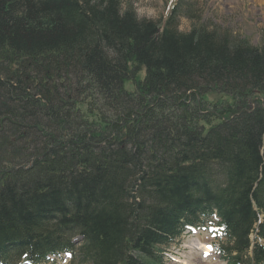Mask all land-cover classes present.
<instances>
[{
  "label": "trees",
  "instance_id": "16d2710c",
  "mask_svg": "<svg viewBox=\"0 0 264 264\" xmlns=\"http://www.w3.org/2000/svg\"><path fill=\"white\" fill-rule=\"evenodd\" d=\"M212 210L227 262L264 264V30L253 46L122 0H0V264L75 236L87 264H163Z\"/></svg>",
  "mask_w": 264,
  "mask_h": 264
},
{
  "label": "rangeland",
  "instance_id": "374dc122",
  "mask_svg": "<svg viewBox=\"0 0 264 264\" xmlns=\"http://www.w3.org/2000/svg\"><path fill=\"white\" fill-rule=\"evenodd\" d=\"M127 4L132 5L139 18L153 19L161 23H164L174 10L178 29L182 32H188L193 26L202 25L209 30L227 31L233 37L246 40L253 46H260L262 43L264 3L262 5L255 0H122L123 7ZM125 88L132 90L133 83H125ZM210 99L216 100V96L213 95ZM206 234L205 231L202 234H196L192 230L184 231L180 239L163 252L164 264H181L182 261L188 260L190 252L194 253L190 259H194L193 262L198 264H221L217 262V255L209 262L203 260L199 252L192 250L191 246L195 239ZM46 264L87 263L75 253L51 257Z\"/></svg>",
  "mask_w": 264,
  "mask_h": 264
},
{
  "label": "bare ground",
  "instance_id": "6f19581e",
  "mask_svg": "<svg viewBox=\"0 0 264 264\" xmlns=\"http://www.w3.org/2000/svg\"><path fill=\"white\" fill-rule=\"evenodd\" d=\"M255 2L261 3L263 5L264 0H255ZM191 248H192L193 251L203 254V260L209 261V262L211 261L210 247L206 243L202 242L201 239L198 238L194 242V244H192ZM193 254H194L193 252H190L188 260L187 261L186 260L182 261L181 264H198V262H193L194 259L193 260L190 259V257ZM191 258H193V257H191ZM203 260H202V262H203ZM200 263H201V261H200Z\"/></svg>",
  "mask_w": 264,
  "mask_h": 264
},
{
  "label": "snow or ice",
  "instance_id": "6c2138e0",
  "mask_svg": "<svg viewBox=\"0 0 264 264\" xmlns=\"http://www.w3.org/2000/svg\"><path fill=\"white\" fill-rule=\"evenodd\" d=\"M210 247V246H209Z\"/></svg>",
  "mask_w": 264,
  "mask_h": 264
}]
</instances>
